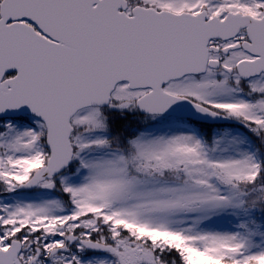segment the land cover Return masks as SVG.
<instances>
[{"label":"snow or ice","instance_id":"1","mask_svg":"<svg viewBox=\"0 0 264 264\" xmlns=\"http://www.w3.org/2000/svg\"><path fill=\"white\" fill-rule=\"evenodd\" d=\"M0 264H264V0H0Z\"/></svg>","mask_w":264,"mask_h":264}]
</instances>
